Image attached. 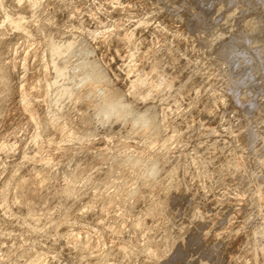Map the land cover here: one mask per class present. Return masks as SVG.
<instances>
[{
	"label": "bare ground",
	"instance_id": "6f19581e",
	"mask_svg": "<svg viewBox=\"0 0 264 264\" xmlns=\"http://www.w3.org/2000/svg\"><path fill=\"white\" fill-rule=\"evenodd\" d=\"M262 99L264 0H0V264H264Z\"/></svg>",
	"mask_w": 264,
	"mask_h": 264
},
{
	"label": "rangeland",
	"instance_id": "374dc122",
	"mask_svg": "<svg viewBox=\"0 0 264 264\" xmlns=\"http://www.w3.org/2000/svg\"><path fill=\"white\" fill-rule=\"evenodd\" d=\"M214 67H215V66H214ZM221 67H222V66H221ZM223 68H224V67H222L221 69H223ZM260 87H263V85H261V84L258 85V87H257V88H258V91H261V88H260ZM244 89H245V88H244ZM258 91H256V92H258ZM256 96H257V95H256ZM263 100H264V99H262V101H263ZM262 101H261V102H262ZM231 117H233V115H231ZM222 122H223V121H222ZM222 122H221V123H222ZM254 127H255V126H254ZM254 127H253V128H254ZM184 144L186 145V143H184ZM184 144H182L183 146L180 145V147H184V148L189 147V146H185ZM254 218H255L254 216L251 217V218H250V221H252V219L254 220Z\"/></svg>",
	"mask_w": 264,
	"mask_h": 264
}]
</instances>
